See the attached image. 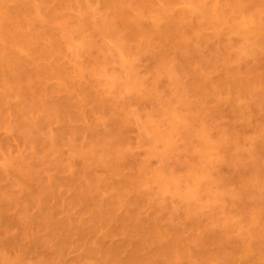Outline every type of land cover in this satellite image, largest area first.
<instances>
[{"label":"rangeland","instance_id":"1","mask_svg":"<svg viewBox=\"0 0 264 264\" xmlns=\"http://www.w3.org/2000/svg\"><path fill=\"white\" fill-rule=\"evenodd\" d=\"M0 264H264V0H0Z\"/></svg>","mask_w":264,"mask_h":264}]
</instances>
